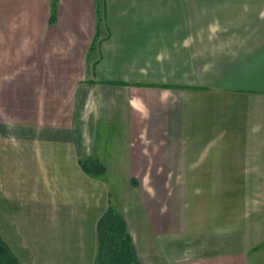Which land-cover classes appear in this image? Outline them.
<instances>
[{"label": "crops", "instance_id": "0c3cea01", "mask_svg": "<svg viewBox=\"0 0 264 264\" xmlns=\"http://www.w3.org/2000/svg\"><path fill=\"white\" fill-rule=\"evenodd\" d=\"M104 2L91 61L94 0H58L56 26L17 31L34 39L0 60V158L28 164L25 191L0 188L2 237L43 264L24 230L37 214L97 244L111 200L139 264H264V0Z\"/></svg>", "mask_w": 264, "mask_h": 264}, {"label": "rangeland", "instance_id": "374dc122", "mask_svg": "<svg viewBox=\"0 0 264 264\" xmlns=\"http://www.w3.org/2000/svg\"><path fill=\"white\" fill-rule=\"evenodd\" d=\"M11 1V0H9ZM17 0H12V3L16 2ZM8 2V0H0V3ZM22 4L18 6L17 9H13L12 11H7V7L3 8L0 7V60L1 61H11V47L12 45H20L27 43L28 40L34 39V37H19L20 41H16L14 34L18 33L17 31H21L26 28H54L56 25H49L46 21L47 18V11L44 14H41L40 6L34 1L31 5L24 3V0H21ZM20 8V9H19ZM3 19V21L1 20ZM2 22V23H1ZM16 42V43H15ZM15 43V44H14ZM90 57L88 56L89 60L91 61L97 55V52L94 51L89 52ZM5 70H3L4 72ZM11 70H7L8 74H4V76L9 77ZM1 144L0 141V146ZM2 150V149H1ZM7 159L0 158V188L3 190H11L13 192H23L25 191L23 187H26L24 176H27L28 172V164L25 162L20 161L19 159L9 161V163H4ZM5 173L6 178L2 180L1 175ZM91 175V174H90ZM94 176V175H91ZM17 177V178H16ZM12 178V181H11ZM22 179V180H21ZM50 182H48L49 184ZM23 184H25L23 186ZM41 190V189H40ZM31 192V191H30ZM111 201V200H108ZM112 202V201H111ZM108 205V204H107ZM107 207V206H106ZM106 209V208H105ZM104 212V211H103ZM102 212V213H103ZM101 213V214H102ZM21 214V213H20ZM100 214V215H101ZM55 212L50 211V213H40L37 214L38 217L45 216V222L39 223L41 227H34L33 229H24L25 236L34 237L35 245H31L33 248V253L38 257L43 256L42 263L43 264H93L95 253H96V237L93 229L83 230L84 237L86 240H90L88 245H81L76 246L75 243L72 242V237L74 232H77L76 229H61L59 228V223L56 222L55 219ZM46 218H50L51 221H46ZM22 221V217L20 218ZM6 223V221H5ZM73 233V234H72ZM39 242H38V241ZM70 243V244H69ZM82 248V251L85 254H90L91 257L89 259H84L82 261H74V260H61L60 256H64L67 254L68 257L71 256V252L76 251V249ZM58 256V257H57ZM38 257V259H39ZM42 258V257H41ZM60 258V260H59Z\"/></svg>", "mask_w": 264, "mask_h": 264}, {"label": "trees", "instance_id": "16d2710c", "mask_svg": "<svg viewBox=\"0 0 264 264\" xmlns=\"http://www.w3.org/2000/svg\"><path fill=\"white\" fill-rule=\"evenodd\" d=\"M57 2L50 0L48 23L57 19ZM96 6V32L90 45L93 51L100 41L99 32L105 18L104 0H94ZM81 168L88 174L102 176L104 166L95 158L85 156L79 159ZM97 251L93 264H139L126 222L116 206L108 201L104 212L96 222ZM0 264H21L0 233Z\"/></svg>", "mask_w": 264, "mask_h": 264}]
</instances>
